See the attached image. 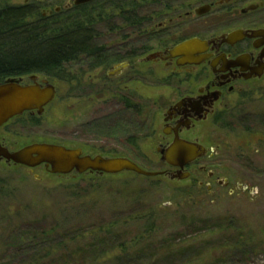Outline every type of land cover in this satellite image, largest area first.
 Here are the masks:
<instances>
[{"label":"rangeland","instance_id":"1","mask_svg":"<svg viewBox=\"0 0 264 264\" xmlns=\"http://www.w3.org/2000/svg\"><path fill=\"white\" fill-rule=\"evenodd\" d=\"M73 1H50L41 13ZM152 1L120 2L147 19L154 17ZM104 14V22L92 30L103 65L80 58L68 67L72 80H49L56 98L42 115L32 117L38 125L22 115L0 129V141L11 152L52 144L81 149L84 156L128 158L146 171H161L165 166L154 139L148 138L159 133L161 118L149 130L141 124L150 123L145 121L150 103L171 100L170 90L137 76L147 75L145 66H137V50L152 42L138 34L139 28L124 27L120 11L106 7ZM179 36L184 33L176 31L174 40ZM121 61H130V67L108 78ZM165 76L154 69L158 80ZM256 91L245 98L231 96L228 115L205 127V138L221 148L208 170L227 179L229 188L220 189L197 169L187 181L128 172L59 176L43 166L28 169L1 160L0 264H28L40 234L49 240H41L37 248H48L53 255L61 242L68 252L79 246L97 250L82 262L74 257L71 264H264V83ZM237 184L245 190H236ZM206 185L212 186L209 192ZM230 188L234 192L229 195ZM123 255L129 258L121 261Z\"/></svg>","mask_w":264,"mask_h":264},{"label":"flooded vegetation","instance_id":"2","mask_svg":"<svg viewBox=\"0 0 264 264\" xmlns=\"http://www.w3.org/2000/svg\"><path fill=\"white\" fill-rule=\"evenodd\" d=\"M116 3L120 4H110ZM152 5L156 8L150 11L154 19L144 18L137 26L138 34L152 42L150 47L140 46L137 50V66H145L147 72L146 76H137L146 84L168 88L171 100L150 103L145 120L150 123L141 125L149 130L152 122L161 118L159 133L148 134V138L154 139L156 151L167 149L176 138L206 149L205 156L181 170L189 177L179 181L190 180L197 169L220 189L229 188L227 179L222 180L208 170L221 148L205 138V127L208 122L217 123L228 115L231 96L248 97L264 83V0H153ZM144 22L150 23L149 26ZM176 31L184 36L175 41ZM192 39L205 43L199 45L192 57L197 63L179 65L181 57L172 58L168 51ZM130 64V61L116 63L108 78L119 77ZM155 68L166 73L163 80L154 77ZM22 79V84H26L28 77ZM25 114L32 118L35 112ZM0 146L11 152L1 141ZM162 164L166 169L157 171L160 177L169 178L179 172V168ZM211 187L206 185L207 192ZM236 190L245 188L237 184ZM233 192L230 188L229 195Z\"/></svg>","mask_w":264,"mask_h":264},{"label":"trees","instance_id":"3","mask_svg":"<svg viewBox=\"0 0 264 264\" xmlns=\"http://www.w3.org/2000/svg\"><path fill=\"white\" fill-rule=\"evenodd\" d=\"M0 1V83L8 79L29 76L66 82L69 77L68 67L73 66L80 58L98 63L95 67L103 65L99 56L101 49L93 46L92 30L96 25L104 22L106 7L120 11L122 25L131 29L138 26L139 19L146 18L129 12L120 2L122 0H93L88 4L60 9L58 13L53 9L49 11L52 12L51 15L41 13V9H44L50 1L41 3L33 0L32 3L20 6L9 5L8 0ZM114 2L120 4H110ZM69 78L72 80L71 77ZM29 120L30 125H38L34 119ZM43 239L49 240L48 237H42V234L38 235L28 264L40 262L71 264L70 260L76 256L82 262V257L90 253L93 255L97 251L79 246L73 247L74 251L68 252V245L61 242L56 249H53L55 250L53 255L48 248L45 252L43 247L37 248ZM97 244L92 245L91 248L97 247ZM58 249L60 254H56ZM126 258L129 257L123 255L121 261ZM43 259L47 261H42ZM116 261L121 262L119 259Z\"/></svg>","mask_w":264,"mask_h":264},{"label":"water","instance_id":"4","mask_svg":"<svg viewBox=\"0 0 264 264\" xmlns=\"http://www.w3.org/2000/svg\"><path fill=\"white\" fill-rule=\"evenodd\" d=\"M45 3L51 0H36ZM93 0H74L71 6L88 4ZM55 13L60 8L53 10ZM202 13H205L203 10ZM52 12H48L51 15ZM230 38V37H229ZM232 38V37H231ZM200 43L196 39L187 40L168 51L170 57H181L179 65L197 63L192 60L198 51ZM191 59V60H190ZM126 67L125 65L122 66ZM29 84H22L23 79H8L0 83V128L14 118L21 117L25 113L35 112V115L43 114L45 108L56 98V88L46 79L39 80L37 76H29ZM160 161L168 166L179 168L176 175H170V180H185L188 173L181 170L188 164L205 156V148L179 139L163 151H157ZM4 160L8 165H20L28 169L43 166L52 175L65 176L71 173L82 175L95 173L97 175H117L123 172L132 173L144 178H154L161 173L146 171L128 158H107L102 156H84L81 149H69L52 144H31L15 152H9L0 146V161Z\"/></svg>","mask_w":264,"mask_h":264}]
</instances>
